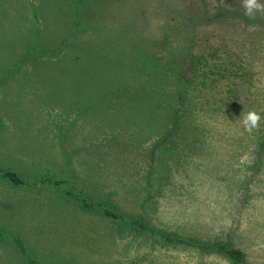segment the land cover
<instances>
[{"label": "rangeland", "instance_id": "374dc122", "mask_svg": "<svg viewBox=\"0 0 264 264\" xmlns=\"http://www.w3.org/2000/svg\"><path fill=\"white\" fill-rule=\"evenodd\" d=\"M261 1L196 30L260 92ZM77 3L0 0V264H264V101L178 105L160 68L201 0Z\"/></svg>", "mask_w": 264, "mask_h": 264}, {"label": "trees", "instance_id": "16d2710c", "mask_svg": "<svg viewBox=\"0 0 264 264\" xmlns=\"http://www.w3.org/2000/svg\"><path fill=\"white\" fill-rule=\"evenodd\" d=\"M90 1L92 0H78L77 4L82 8H86ZM205 1L201 0L202 11L198 15L194 12H189L188 8H179V12H184V14L179 15L183 19V26L191 28L187 30L185 35L186 42L183 43L188 56L184 57L182 61L173 59L171 62L168 61L163 66H160L164 73L172 75L169 79L173 81L172 85L175 87L176 95L180 99L177 104L183 105L186 97L187 99L202 97V93H206L202 92L203 90L213 92L214 89H217L218 100L222 103L229 100L233 103L235 99L237 103H233V107H239L243 100H254L256 102L257 97H259L260 102H262L261 100L264 101V90L260 92L259 85L255 83L258 76L257 72L252 66H248L250 59L241 54H237L235 59L231 52L219 47V45L212 44L203 33L202 35L199 34L200 36L196 34L197 28L203 27V25H209L218 20L237 18L243 15L244 12L238 8L230 9L225 5L220 7L216 5L215 7L219 9L209 11L205 7ZM251 15H254L253 17L257 15V19H259L257 22L264 29V0L254 8L253 12L251 11ZM170 30L166 32L167 34L165 33L167 36ZM193 34L195 35L193 36ZM18 36L20 37L21 35L18 34ZM167 36H163V38ZM45 41L49 43V41ZM202 42L206 44L202 45ZM28 45L30 44H25V47ZM20 47L25 48L23 43ZM47 48L49 47L45 43L41 44L40 42L37 49L34 46L31 47L32 50L35 49L37 52H42ZM10 51L8 50L9 53ZM0 63L3 64V62ZM175 66H179V70ZM160 81H163V79H160ZM255 90H258V92H255ZM216 94H212L211 97L216 98ZM206 100L208 101V99ZM218 102L212 103L210 101L209 105L213 107ZM261 105L263 106L264 104ZM258 107L261 106L259 105ZM230 108H232V105H230ZM177 113L179 114V109ZM86 204L89 205L88 203Z\"/></svg>", "mask_w": 264, "mask_h": 264}]
</instances>
